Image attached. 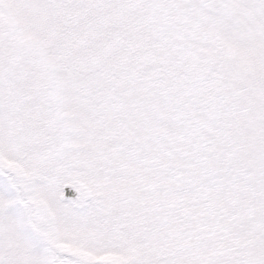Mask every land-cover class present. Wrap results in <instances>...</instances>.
Instances as JSON below:
<instances>
[{
    "label": "snow or ice",
    "instance_id": "obj_1",
    "mask_svg": "<svg viewBox=\"0 0 264 264\" xmlns=\"http://www.w3.org/2000/svg\"><path fill=\"white\" fill-rule=\"evenodd\" d=\"M0 264H264V0H0Z\"/></svg>",
    "mask_w": 264,
    "mask_h": 264
}]
</instances>
